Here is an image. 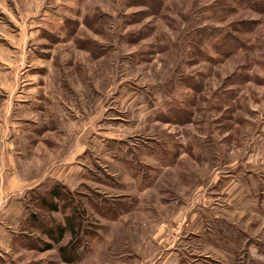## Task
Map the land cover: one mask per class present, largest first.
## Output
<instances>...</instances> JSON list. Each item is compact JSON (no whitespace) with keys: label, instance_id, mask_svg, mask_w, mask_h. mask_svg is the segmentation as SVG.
<instances>
[{"label":"rangeland","instance_id":"374dc122","mask_svg":"<svg viewBox=\"0 0 264 264\" xmlns=\"http://www.w3.org/2000/svg\"><path fill=\"white\" fill-rule=\"evenodd\" d=\"M8 142L0 264H264V0H0Z\"/></svg>","mask_w":264,"mask_h":264},{"label":"crops","instance_id":"0c3cea01","mask_svg":"<svg viewBox=\"0 0 264 264\" xmlns=\"http://www.w3.org/2000/svg\"><path fill=\"white\" fill-rule=\"evenodd\" d=\"M10 101V100H9ZM6 158L8 159L5 168L0 170V250L8 248L10 250V214L11 205L18 204L22 207L25 195L28 196L32 190L40 189L42 181L29 182L30 180H21L18 176H9L12 173L10 161V143L6 145ZM2 156V155H1ZM9 173V174H8ZM23 195V197H22ZM22 197V200L20 198ZM16 198V199H13ZM25 218H23L24 221ZM23 221H20L22 223ZM15 233V232H14Z\"/></svg>","mask_w":264,"mask_h":264},{"label":"trees","instance_id":"16d2710c","mask_svg":"<svg viewBox=\"0 0 264 264\" xmlns=\"http://www.w3.org/2000/svg\"><path fill=\"white\" fill-rule=\"evenodd\" d=\"M36 192H37V190H32L30 193H28V196H29V197L31 196V198H32L34 195H36ZM32 195H33V196H32ZM46 197H48V199H52V200H54V203H56L57 200L61 199V193L56 191V187L49 189V190L46 192V195H45V196H41V198H40V200H39V202L41 203L42 207H46V206H45L46 203H47V204L49 203V202H48V199H47ZM30 205H31V204H29V202H26V203L24 204V206L26 207V210H27V219H26V221H27L28 224H29V223H33V224H35V222L33 221L34 217L30 214V212L28 213L29 208H30ZM47 207L50 208V209H52V211H56V208H55L54 205H50V204H49V206H47ZM30 217H31V218H30ZM24 221H25V220H24ZM24 221H23V222H24ZM23 222H22V223H23ZM73 229H74V228H73ZM60 232H63V229H62V228L60 229ZM60 251H61V253H63L64 249H60ZM65 260L68 261V262L70 261V260H67V259H65Z\"/></svg>","mask_w":264,"mask_h":264}]
</instances>
